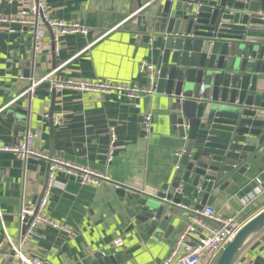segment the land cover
<instances>
[{"label":"crops","instance_id":"obj_1","mask_svg":"<svg viewBox=\"0 0 264 264\" xmlns=\"http://www.w3.org/2000/svg\"><path fill=\"white\" fill-rule=\"evenodd\" d=\"M207 3L210 0H173ZM50 17L76 23L86 36L59 38L46 25L41 49L34 52L30 29L0 25V145L14 146L28 134L36 151L78 167L105 174L110 182L80 185L61 171L52 173V187L44 216L68 232L50 226L26 235L24 253L51 264H98V254L108 257L128 253L119 264H160L170 253L191 214L163 241H143L137 228L132 194L146 193L159 184L170 167L169 112L157 95L128 100L120 94L98 95L55 90L52 104L46 96L26 94L32 80L50 76V83L67 79L147 85L141 63L156 68V58L136 48L145 28L143 19L156 13L163 0H46ZM23 0H0V17H26ZM150 28V25H148ZM149 28H146L147 30ZM151 115L147 136L141 132L145 115ZM52 115V116H50ZM111 132L114 143L111 150ZM12 153H0V243L5 235L21 233L18 216L23 207L36 206L49 175L48 163L37 160L27 167ZM114 184L130 189L119 195ZM126 191V190H125ZM210 208L223 217L237 216L241 225L264 208V149L248 162L243 175L234 174L228 189L214 190ZM123 246L116 248L114 242ZM189 237L188 244L194 242ZM4 253L8 250L3 249ZM0 264H17L0 259ZM232 264H264V230L256 235Z\"/></svg>","mask_w":264,"mask_h":264},{"label":"water","instance_id":"obj_2","mask_svg":"<svg viewBox=\"0 0 264 264\" xmlns=\"http://www.w3.org/2000/svg\"><path fill=\"white\" fill-rule=\"evenodd\" d=\"M163 1L136 38V48L156 58L155 95L170 119L171 169L149 192L131 195L144 242L163 241L186 215L210 207L213 191L227 190L264 149V0ZM41 90H50L53 104V83H41L33 95L46 96ZM263 230L264 208L214 264H232ZM127 254H98L97 263L119 264Z\"/></svg>","mask_w":264,"mask_h":264},{"label":"built area","instance_id":"obj_3","mask_svg":"<svg viewBox=\"0 0 264 264\" xmlns=\"http://www.w3.org/2000/svg\"><path fill=\"white\" fill-rule=\"evenodd\" d=\"M28 7L26 17L18 19H8L0 17L1 24H17L21 28L30 29L34 38V52L37 53L41 49V30L46 25L49 27L53 35V44L56 46L59 38L70 34L87 35L88 30L76 23H65L53 20L47 9L46 0H23ZM173 1V0H171ZM139 72L146 75L147 85L139 87L132 84L113 83L110 81H82L67 79L65 81H57L53 83L55 90H73L82 93H93L98 95L120 94L128 100H136L142 96L153 97L155 95L154 73L155 68L151 65L141 63L138 66ZM48 75L41 80H32L26 94L30 97L33 95L36 86L49 82ZM151 115L144 116L141 124V132L144 136L149 135L151 129ZM35 135H26L20 143L14 146L0 145V153H12L27 164L30 160H44L48 163L49 175L46 185L41 192L39 201L36 206L23 207L20 210L18 221L21 233L18 238L13 239L5 235L3 243H0V259H14L17 264H51L48 261H42L37 258L28 257L23 250L26 235L34 233V231L42 226H50L68 232L59 224L50 221L44 216L48 200L51 194L52 173L61 171L75 177L80 185L100 186L104 182H110V178L101 173L91 171L86 168L78 167L72 163L66 162L60 158H50L33 147L32 139ZM114 134L111 132V150L114 143ZM114 189L123 188L126 193H130V189H126L121 185L114 184ZM223 217L216 213L212 208L205 207L201 211H196L189 216L185 223L184 230L176 240L168 256L160 264H214L227 243L232 239L236 231L240 227L237 222V216ZM212 222L214 225H212ZM194 236L195 240L188 244L189 237ZM116 248L122 247L123 242L116 240L114 242ZM8 251L4 253L3 249Z\"/></svg>","mask_w":264,"mask_h":264},{"label":"bare ground","instance_id":"obj_4","mask_svg":"<svg viewBox=\"0 0 264 264\" xmlns=\"http://www.w3.org/2000/svg\"><path fill=\"white\" fill-rule=\"evenodd\" d=\"M39 85H40V84H39ZM39 85H37V86H39ZM37 86H36V87H37ZM240 226H241V224H240Z\"/></svg>","mask_w":264,"mask_h":264}]
</instances>
